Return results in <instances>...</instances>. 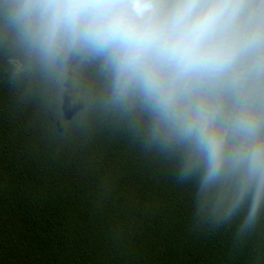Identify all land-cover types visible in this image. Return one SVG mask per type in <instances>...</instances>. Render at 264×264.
<instances>
[{
  "label": "trees",
  "instance_id": "1",
  "mask_svg": "<svg viewBox=\"0 0 264 264\" xmlns=\"http://www.w3.org/2000/svg\"><path fill=\"white\" fill-rule=\"evenodd\" d=\"M148 128L98 62L46 66L0 12V264H264V188L182 175Z\"/></svg>",
  "mask_w": 264,
  "mask_h": 264
},
{
  "label": "clouds",
  "instance_id": "2",
  "mask_svg": "<svg viewBox=\"0 0 264 264\" xmlns=\"http://www.w3.org/2000/svg\"><path fill=\"white\" fill-rule=\"evenodd\" d=\"M29 53L98 62L115 104L184 146L182 175L264 188V0H0ZM256 212L253 204L246 223Z\"/></svg>",
  "mask_w": 264,
  "mask_h": 264
}]
</instances>
